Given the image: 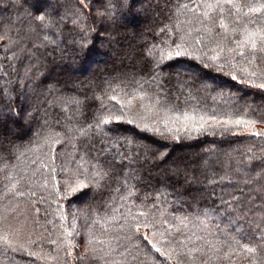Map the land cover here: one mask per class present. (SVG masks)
<instances>
[{
  "label": "snow or ice",
  "instance_id": "snow-or-ice-1",
  "mask_svg": "<svg viewBox=\"0 0 264 264\" xmlns=\"http://www.w3.org/2000/svg\"><path fill=\"white\" fill-rule=\"evenodd\" d=\"M25 2L14 0L9 6L19 8ZM137 3L138 0H104L100 4L102 10L96 9L92 16L85 10L95 9L96 0H76L71 5L67 0L63 3L53 0L47 8H37L32 17L29 33L37 37L43 34L40 43H33L32 47H59V41L50 37L62 34L70 19L71 30L78 36L70 41L76 70L84 65L96 35L103 36L101 47L106 48L108 55L119 57L121 63L125 59L134 61L135 46L128 44L125 48L128 34L135 35L129 17L148 11L146 7L138 9ZM173 15L175 23L165 24L159 32L177 33L178 41L173 40L167 48L159 49L158 57L153 51L155 45L144 44L139 60L130 65L131 71L102 77L100 84L96 82L95 71L91 72L85 78L91 97L81 99L79 93H60L53 97L49 106L65 113L64 121L56 120L54 124L45 121L48 133L43 140L49 151L31 160L26 169L16 171L19 165L10 160L15 156L16 161H20L25 155L21 145L0 131V173H5L8 181L6 191L0 196L7 200L0 207V253L8 258L9 264H12L9 253L17 252L34 257L33 264L35 261L45 264H264V129L257 130V124H264V105L253 107L246 102L237 103L243 98L233 95L227 81L217 82L215 78L209 81L202 71H215L264 92V0L177 2ZM97 19L101 29L95 26ZM3 39L8 40L6 51L17 49L12 59L19 60L26 49L30 51L27 45L20 46V39L13 40L7 33L0 36V40ZM181 57L200 65V68L188 67L176 72L178 79L181 76L189 78L183 81L184 86L191 89L198 84L197 92H216L231 111L225 110L223 114L215 110L211 114L197 112L195 108L189 111L171 103L167 95L161 97V64ZM31 79L30 70L25 69L20 87H28L26 81ZM12 90L0 89V97L10 99ZM89 99L100 105L90 116L85 113V102ZM105 99L115 101L118 107H108ZM30 117L31 113L13 111L9 103L6 108H0V128L7 120ZM123 124L133 126L125 129L131 135L121 134ZM55 125L60 126L59 131ZM217 133L221 136L247 134L259 144L223 153L226 157L223 174L215 166L220 158L213 149H205L208 155L200 157L195 165H176L167 171L175 177L183 175L186 181L191 173L195 182L198 168L208 186L227 181L233 192L229 193L231 199L220 197L221 204L226 206L223 213L216 207L199 208L192 204L188 208L194 210L189 211L184 207L186 201L178 202L172 211L173 205L168 203L166 194H161L163 201L160 195L153 198L147 192L140 194L139 185L143 183L141 155L144 162L151 160L154 166L156 161L166 164L171 156L169 149L176 143ZM97 138L105 145L102 151L110 154L111 159L90 157V150L95 147L93 141ZM146 140L148 144L143 143ZM56 145H70L72 149L67 154L68 160L60 166L62 179L57 178ZM82 147L84 151L76 161L75 153L81 152ZM73 161H76L74 168ZM112 181L119 184L114 190L119 194L123 211L113 206L111 215L107 212L99 215L98 209L89 204L87 208L65 212L60 205L57 215L61 231L55 234V239L50 238L53 233L45 237L44 232L30 229V220L33 225L40 223L37 204L50 198L58 204L67 201L69 205L73 199L95 200L104 191L112 190ZM38 192L46 195L34 199ZM116 199L112 197L114 202ZM161 203L168 207L160 206ZM223 214H227L228 222L221 228L219 223L213 222ZM81 217L82 229L77 225ZM97 225L101 233L95 230ZM109 226L115 230V236L109 234ZM44 231L48 230L44 228ZM101 235L108 239H102ZM46 240L55 246L54 250H45Z\"/></svg>",
  "mask_w": 264,
  "mask_h": 264
},
{
  "label": "trees",
  "instance_id": "trees-1",
  "mask_svg": "<svg viewBox=\"0 0 264 264\" xmlns=\"http://www.w3.org/2000/svg\"><path fill=\"white\" fill-rule=\"evenodd\" d=\"M42 1L44 0H26V2L23 4V7L18 8L9 6L10 4L14 3V0H0V36H3L5 33H7L13 40L20 39V46L27 45V48L30 49V51L26 49L21 58L19 60H15L12 59V54L13 51H16L17 49L13 47L11 50L6 51L5 45L8 44V40H0V89L5 87L13 89L9 93L10 99L0 97V108H6V106L11 103L13 111H23L26 114L28 113L21 105V101L19 99L21 95V92H19L21 87L17 82L23 80L25 69H29L30 75L32 76L30 81H26V83H28V87L25 89L27 93L26 96L27 98L32 97L35 100L33 106L30 108V110H28L32 113V116L30 117L28 128L23 132V136L16 133H8L10 126H12L14 129L23 128L21 118H17L16 120H7L5 121L3 128H0V131L11 136V139L15 144L21 145V151L25 153V155L21 157L20 161H16L15 156L10 157L12 163L19 165L16 171H19L20 168L26 169L28 163L31 160L36 159L37 157H43L44 153L49 151L43 140V137L48 133V125L45 124V121L47 120L49 124H54L56 120H59L61 123H63L65 116V113L61 112L58 107L49 106L50 101H52L55 95L60 93L66 95L79 93L81 99H84L85 96L91 97L92 92L87 87L85 78L89 76L91 72L95 71L96 82L97 84H100L102 77L108 75H119L121 71H131L130 63H135L139 60L140 55L144 50V44H146L148 47L155 45L156 48H154L153 51L158 57L159 49L167 48V46L171 44L173 40L178 41L177 33H160L159 28L163 27L165 24L175 23L176 17L173 15V12L174 5L177 2H191V0H155L154 3L148 2L146 7L148 8V11L142 21V26H139L140 23H137L138 19L135 18L136 16L130 17L133 19V28H137L135 30V38L137 39L136 41L138 44L136 45V49L138 50L136 59L134 61L125 63V59L123 63L114 62L112 58L110 59V55L107 54L106 49L103 50L99 48V36L96 35L95 44L89 52L84 65L81 66L79 70H76L75 66L72 64L74 48L70 41L74 38L78 39V36L74 31L71 30L72 24L70 19L66 21L67 28L63 30L62 34L51 35L50 37L59 41V47H56L55 45H49L47 48L32 47L33 43H40L43 35L41 34L40 37H37L34 33H29L28 31L30 24L33 22L32 17L36 14V9L46 8L45 5L42 4ZM47 1L50 2L53 0ZM139 1L140 0H138V2ZM55 2L63 3L64 0H55ZM75 2L76 0H67L69 5ZM102 2H104V0H96L95 9H86L85 11L94 16L96 9L102 10L100 9V4ZM60 11L62 13L63 8H61ZM180 19L183 20L185 18L180 17ZM97 23L99 25L101 24L98 19L95 21V26L97 29H99L97 27ZM182 27H185V25H182ZM143 31L145 32L143 33ZM129 42L130 40L128 39L125 41V44ZM107 59L110 60V64L104 67L101 63ZM166 65H171V67H166ZM182 66L185 68H200V65L197 61H191L183 57L174 59L173 61L165 60L162 62V72L159 77V80L162 83V87L159 89L162 98L167 95L171 103L177 105L181 109L187 108L189 111L195 108L197 112L211 114L213 110H215L217 114H223V111L225 110H232L230 107H227L224 104V101L216 94V92H212L211 94L197 92L196 87L199 86L198 84L191 89H189L187 86H184L183 81L189 78L181 76L178 79L176 76V72L180 70ZM85 69L91 70L90 73H88V75L82 79H72L67 81L63 77L68 73H85L87 72ZM202 71L206 72V78L209 81H211L213 78H215L217 82L227 81L229 89L233 95L243 98L238 100L237 103L244 104L246 102L253 107L264 105V92L242 84L239 81H232L229 77H225L219 73H216L215 71ZM81 81H85V83H81ZM145 87L149 86L145 85ZM153 87H155V85H153ZM85 103L87 105L85 108V113L89 116L91 115L92 111L100 107L99 102L93 99H89ZM105 104L108 105V107H118L115 101H108L107 99H105ZM81 119L83 120V118ZM55 127L57 131L60 130L59 125H55ZM132 128V125L123 124L120 126V132L123 135H131V132H127L125 129ZM262 129H264V124H257V130L259 131ZM37 133L40 135L37 136ZM93 143L95 144V147L91 148L90 157H98L100 160L111 159L110 154L102 151L105 145H102L98 138L93 141ZM143 143L148 144L149 141L146 140L143 141ZM258 144L259 141L256 138L249 137L247 134L221 136L219 133H217L215 136L205 134L203 136L196 137L191 141L176 143L173 147H170L169 151L172 152L177 149L184 150L186 146H191L193 150L197 152H201L204 149H213L215 150L216 155L220 158L218 164L215 166L217 167V170L220 172V174H223V165L226 160V157H224L223 153L232 152L234 149L243 150L247 147ZM211 146L212 148H210ZM55 150L57 178L62 179L63 177L59 169L60 166L68 160L69 157L67 154L71 153L72 149L70 145L67 147L56 145ZM121 150L126 152L128 151L124 148H121ZM142 150L143 149H140L141 152ZM83 151L84 149L82 147L81 152L75 153L76 161H79L80 155ZM134 151H136L135 147H133V152ZM204 154L207 153L204 152ZM5 155H7V153H5ZM90 157H86V159H89ZM173 157L171 155L169 160L173 159ZM76 161L71 163L73 168L76 166ZM150 161L151 160L144 162V158L141 155L140 162L143 164V167L140 168V175L143 179H148L152 182V186H148L145 183H141L139 185L141 195L145 192L150 193L153 198L157 195H160L161 201H163L164 195L161 194H166L168 203L173 205V208L171 209L172 211H175V207L178 202L186 201L187 203H184L185 208H188V205L192 204L194 207L199 208L216 207L221 213L224 212V208L226 206L221 204L220 197L224 196L225 199H231L229 193L233 192L232 187L228 185L227 181L215 186H208L205 177L199 174L200 176L198 179L206 187L201 189V191L190 190L191 188L178 191L180 188V182L175 181L172 176L165 175L168 185H162L161 173L157 172V169H151L149 166ZM194 161V164L192 162L193 165L197 163V158ZM125 163H127V161H125ZM187 163H191V161ZM185 164L186 163L184 162H177L173 165V167L176 165L183 167ZM135 166L139 167V165ZM32 167H36V165H32ZM124 171H127V168H125ZM216 178L219 179V176ZM7 183L8 181L5 179V173H0V196H3V193L6 191L5 185ZM21 184L22 186H25L24 181H22ZM118 186L119 184L116 181H112L111 191H104L102 195L96 196L95 200H92L91 198L82 200L73 199V203L71 205H69L67 201H60L58 204L53 202L54 198L47 199L37 204V207L40 209L38 217L40 223L33 225L30 220V229L35 228L37 231L44 232L45 237H48L49 233H53L50 238L55 239V234L61 231L59 227L61 221L58 219L57 215V209L60 205H63L62 210L65 212H67L69 209L73 211L77 209H84L87 208L89 204H92L93 207L98 209L99 215H104L106 212L111 215V209L113 206L120 208V211H123L124 209L120 207L122 202L118 198L119 194L114 190ZM165 191H168V193ZM41 194L46 195V193L38 192L37 197L34 199H37ZM235 194L239 195L238 192ZM114 196L117 197L115 202L112 200V197ZM193 197H195V200H193ZM6 203L7 200L0 199V207H3V205ZM149 203H151V201H149ZM160 206L168 207V204L161 203ZM188 210L192 211L194 209L188 208ZM29 215L32 216L33 213L30 212ZM115 215L118 217L119 212L115 213ZM48 221H53V223H48ZM70 221L71 217L69 216V224ZM227 222V214H223L220 216L219 220H216L213 223H219L221 228H223L227 225ZM40 225H44V228H46L48 231H44V228H41ZM77 225L80 226L81 229L83 228L84 221L82 217L77 220ZM95 230L97 233H101L99 225L96 226ZM108 231L110 235H116L115 230L111 226H109ZM101 238L108 239V236L101 235ZM54 247V245L48 244L47 240L45 241L44 248L46 251L54 250ZM9 256L12 257V264H16L17 262H20L21 264H33V261L35 260L34 257H29L25 253L21 252L9 253ZM0 261H3V264H5L6 261L9 262L8 258L2 254L0 256ZM35 264H45V262L35 261Z\"/></svg>",
  "mask_w": 264,
  "mask_h": 264
},
{
  "label": "rangeland",
  "instance_id": "rangeland-1",
  "mask_svg": "<svg viewBox=\"0 0 264 264\" xmlns=\"http://www.w3.org/2000/svg\"><path fill=\"white\" fill-rule=\"evenodd\" d=\"M154 1L155 0H143V2H141V0L137 3V5H136V7L137 8H139V9H141V8H145V7H147V3L148 2H151V3H154ZM43 3V5H45V7L47 8L48 7V5L50 4V3H52L53 1H50V2H48L47 0H44V1H42ZM58 3V2H57ZM145 15H146V13L145 14H143V15H140V16H136L135 18H137L138 19V22L137 23H140V25L139 26H142V21H143V19H144V17H145ZM129 21H133V19H131L130 17H129ZM97 27L99 28V29H101V24L99 25L98 23H97ZM138 27V26H137ZM135 30L137 29L136 27L134 28ZM145 31H143V33H144ZM99 36V42H98V46H99V48L100 49H103V50H105L106 48H103V47H101V40L103 39V36L102 35H98ZM128 39L130 40V42L129 43H126L125 44V48H127L128 47V44H131V45H134L135 46V48H136V45L138 44L137 43V39L135 38V35H133V34H131V33H129L128 34ZM138 50V49H137ZM113 59L114 60V62H116V63H120L121 61H120V59H119V57H113V56H110V59ZM125 61V60H124ZM126 62H130L129 60H127L126 59V61H125V63ZM104 67L105 66H108V64H110V60L109 59H107V60H105V61H102V63H101ZM130 64H132V63H130ZM181 69H186L184 66H182L181 67ZM180 69V70H181ZM91 70V69H90ZM90 70H87V72H85V73H78V72H76V73H68V74H66V75H64L63 77H64V79L65 80H79V79H82V78H84V77H86L87 75H88V73H90ZM17 81V80H16ZM18 83H19V81H17ZM28 84V83H27ZM26 88H24V87H21V89H20V91L19 92H21L20 94V101H21V105H22V107L23 108H25V111H27L28 113H31L30 111H28V110H30V108L33 106V104L35 103V100H34V98H27V96H26V90H25ZM29 90H30V88H29ZM25 115H26V113H25ZM31 116H32V113H31ZM21 122H22V125H23V128H13L12 126H10V128L8 129V133L9 134H18V135H24V130L25 129H27L28 128V124H29V122H30V118H27V119H25V118H21ZM183 148V147H182ZM210 148H212V146L210 147ZM205 150V149H204ZM204 150H202L201 152L200 151H194L193 150V148L191 147V146H186L185 147V149L183 150V149H177V150H174V151H170V153H171V155H172V157H173V159H171V160H168V162L166 163V164H162V163H158L159 161H156L155 162V166H154V163L152 162V161H150L149 162V166L151 167V169H154V170H156L157 169V172H159V173H161V183H162V185H164V186H167L168 184H167V181H166V178H165V175L166 176H172L168 171H167V169H170V168H172L173 167V165L175 164V163H177V162H184V163H187V162H190L191 161V164H192V162H193V164H194V160L197 158V160L200 158V157H202V156H206V155H208V154H204ZM142 152H143V150H142ZM143 156V155H142ZM184 156V157H183ZM215 159V158H214ZM159 164V165H158ZM181 164V163H180ZM196 164V163H195ZM200 174V171H199V169L197 168V171H196V181L195 182H193L192 181V179H191V173L189 174V178H188V180L186 181L185 180V177L183 176V175H181V176H179V177H175V176H172L173 177V179L175 180V181H177V182H180L179 184V186H180V188H179V190L178 191H182L183 189H186V188H191L190 190H194V191H201V189H203L204 187H206L203 183H201L200 182V180L198 179L199 178V175ZM143 183H145L146 185H148V186H152V182L150 181V180H148V179H143ZM176 189V188H175ZM165 192H167L168 193V191H165ZM1 254L2 253H0V256H1ZM3 255V254H2ZM5 264H9V262L8 261H6L5 262ZM16 264H21L20 262H17Z\"/></svg>",
  "mask_w": 264,
  "mask_h": 264
}]
</instances>
